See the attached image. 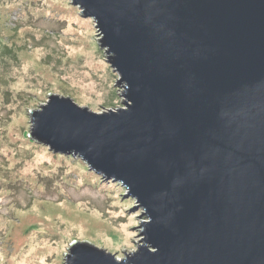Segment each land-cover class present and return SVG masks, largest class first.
I'll return each instance as SVG.
<instances>
[{
    "label": "water",
    "instance_id": "95a60500",
    "mask_svg": "<svg viewBox=\"0 0 264 264\" xmlns=\"http://www.w3.org/2000/svg\"><path fill=\"white\" fill-rule=\"evenodd\" d=\"M70 1L126 109L52 95L30 138L121 185L148 222L138 251L77 240L67 264H264V0Z\"/></svg>",
    "mask_w": 264,
    "mask_h": 264
},
{
    "label": "rangeland",
    "instance_id": "374dc122",
    "mask_svg": "<svg viewBox=\"0 0 264 264\" xmlns=\"http://www.w3.org/2000/svg\"><path fill=\"white\" fill-rule=\"evenodd\" d=\"M95 22L70 0H0V264H67L79 240L121 259L148 219L121 186L30 138L52 95L126 109Z\"/></svg>",
    "mask_w": 264,
    "mask_h": 264
},
{
    "label": "trees",
    "instance_id": "16d2710c",
    "mask_svg": "<svg viewBox=\"0 0 264 264\" xmlns=\"http://www.w3.org/2000/svg\"><path fill=\"white\" fill-rule=\"evenodd\" d=\"M98 176V175H97ZM99 179L102 180V178L99 176Z\"/></svg>",
    "mask_w": 264,
    "mask_h": 264
}]
</instances>
